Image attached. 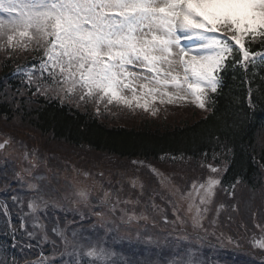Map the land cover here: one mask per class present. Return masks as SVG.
Here are the masks:
<instances>
[{"label":"snow or ice","instance_id":"snow-or-ice-1","mask_svg":"<svg viewBox=\"0 0 264 264\" xmlns=\"http://www.w3.org/2000/svg\"><path fill=\"white\" fill-rule=\"evenodd\" d=\"M257 38L264 46V0H0V51L9 58L17 52L38 54L34 56L37 64L18 66L13 74L26 85L16 93L76 102L77 106L91 103L97 111L100 105L114 104L148 112L157 102L188 100L207 110V105L215 103L213 95L221 90L229 67L239 65L247 71L258 61L264 64V52L251 50ZM6 144L7 140L0 149ZM209 169L214 174L221 170L211 165ZM221 183L210 176L180 196L190 201L189 212L196 208L194 229L203 227L199 206L211 203ZM77 195L88 204L87 191ZM47 206L42 197L28 203L32 213ZM53 231L73 251L86 247ZM195 239L202 238L197 235ZM253 246L264 249V237ZM87 247L84 254L88 257L107 255L103 248ZM171 264L199 262L189 257Z\"/></svg>","mask_w":264,"mask_h":264},{"label":"trees","instance_id":"trees-1","mask_svg":"<svg viewBox=\"0 0 264 264\" xmlns=\"http://www.w3.org/2000/svg\"><path fill=\"white\" fill-rule=\"evenodd\" d=\"M32 59L35 60L34 56ZM16 70L17 65L9 59H0V121L6 125L0 124V129H14L17 139L32 145L38 154L51 149L52 145L42 144L44 139L61 145L66 156H56L53 165L71 162L75 154L83 162L88 161L87 168L98 169L100 162H104L102 171L128 184L120 175L130 171L136 174L143 162L158 163L160 156H177L181 152L191 156L209 153L207 161L224 159L230 163L232 170L223 176L230 183L240 179L249 185L253 183L255 191L263 188V83L256 84L250 105L246 103L244 83L242 86L240 76L233 75L228 76L207 114L163 123L149 119L129 128H109L93 117L75 113L74 107L63 106L65 103L59 99L17 94L16 89L23 90L26 85L21 84L19 75H13ZM29 99L31 104L18 103ZM134 160L135 165L131 163ZM194 172L195 168H191L187 177Z\"/></svg>","mask_w":264,"mask_h":264},{"label":"rangeland","instance_id":"rangeland-1","mask_svg":"<svg viewBox=\"0 0 264 264\" xmlns=\"http://www.w3.org/2000/svg\"><path fill=\"white\" fill-rule=\"evenodd\" d=\"M74 184L77 185L79 183L78 180H73ZM85 191L84 189H77L76 191H74L73 193L71 194H67V196L71 197V201L73 202V204L79 206V205H82L83 203L80 202V197L77 195L78 192L80 191ZM169 222H173L171 219H168ZM170 226H174V223L171 224Z\"/></svg>","mask_w":264,"mask_h":264}]
</instances>
